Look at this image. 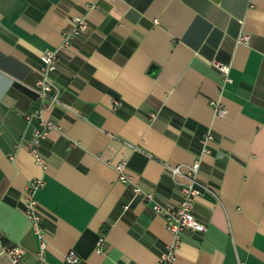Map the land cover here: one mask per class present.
I'll return each mask as SVG.
<instances>
[{
  "label": "crops",
  "instance_id": "0c3cea01",
  "mask_svg": "<svg viewBox=\"0 0 264 264\" xmlns=\"http://www.w3.org/2000/svg\"><path fill=\"white\" fill-rule=\"evenodd\" d=\"M71 16L87 28L57 50L41 166L25 147L39 55ZM194 162L191 212L205 230L180 233L172 264H264V0H0V236L25 264L38 247L20 198L31 179L43 180L47 264H70L68 250L75 264H157L172 235L152 204L177 203L186 178L168 168Z\"/></svg>",
  "mask_w": 264,
  "mask_h": 264
},
{
  "label": "built area",
  "instance_id": "2783aa9c",
  "mask_svg": "<svg viewBox=\"0 0 264 264\" xmlns=\"http://www.w3.org/2000/svg\"><path fill=\"white\" fill-rule=\"evenodd\" d=\"M69 29L63 32L62 40L57 46V48L44 49L39 55L40 67H39V79L36 82L33 90L38 94L40 104L39 107L34 111L33 116L38 118V127L34 129V134L31 141L26 144V148L33 157L35 163L43 166V160L38 155L35 145L38 141L46 136L51 128L55 127L54 122L44 117V112L50 110L53 105L58 103L57 94L58 88L56 87L53 80L50 78V73L54 70L57 61V50L61 47H66L69 45L70 39L85 31L87 28L85 16H71L68 18ZM248 34L241 32L238 34L236 40L237 42L246 43L248 40ZM211 64L215 66L222 75L223 83L230 80L228 76L229 67L226 64H222L216 60H211ZM221 87L217 88L220 92ZM115 105L117 104L114 102ZM214 112L217 116H223L226 109L219 102H212ZM30 115H26L25 119L29 120ZM203 144L210 139V136H203ZM198 162L187 166V168L182 169L181 166H169V171L173 176H184L186 182L181 186V195L177 203H158L153 202L152 210L160 214L165 221L166 229L172 235V241L166 245V249L161 253L157 259V264H172L175 258L176 246L180 243V233L183 230H192L196 232H203L205 230L204 224L199 222L192 214V206L200 190V183L196 179V173L198 168ZM124 163L118 162L115 164L114 169L117 173V177L120 181H129L128 175L123 171ZM43 185V180L39 177L31 179L23 188L21 201L23 204L22 212L31 222V227L34 235L37 238L38 247L33 253L34 264H47L45 261L44 253L46 252V239L45 230L39 225L43 213L40 205L34 198L35 192ZM134 195L142 194L144 198L151 200L152 195L150 193H142L141 189L137 186L133 188ZM125 207V206H124ZM101 238L96 241L95 251L100 252L99 245L101 243ZM3 254L7 257V264H25L22 260L23 250L20 246L9 243L3 240L0 236V255ZM64 260L70 264H75L78 262V257L74 254L72 250L64 255Z\"/></svg>",
  "mask_w": 264,
  "mask_h": 264
}]
</instances>
